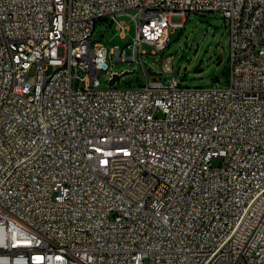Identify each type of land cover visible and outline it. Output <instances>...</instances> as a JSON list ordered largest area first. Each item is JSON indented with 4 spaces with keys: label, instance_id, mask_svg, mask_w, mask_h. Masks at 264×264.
<instances>
[{
    "label": "built area",
    "instance_id": "2783aa9c",
    "mask_svg": "<svg viewBox=\"0 0 264 264\" xmlns=\"http://www.w3.org/2000/svg\"><path fill=\"white\" fill-rule=\"evenodd\" d=\"M215 12L226 86L148 71ZM0 264H264V0H0Z\"/></svg>",
    "mask_w": 264,
    "mask_h": 264
},
{
    "label": "rangeland",
    "instance_id": "374dc122",
    "mask_svg": "<svg viewBox=\"0 0 264 264\" xmlns=\"http://www.w3.org/2000/svg\"><path fill=\"white\" fill-rule=\"evenodd\" d=\"M120 19L129 26L124 37H121L113 23L104 21L97 24L94 38L108 48L117 44L125 46L132 42L136 34L135 20L129 15H123ZM146 48L151 52L152 47L146 46ZM228 52V29L223 15L219 12L207 15L192 13L188 15L182 28L171 33L169 45L164 52L157 55H145L144 59L148 66L157 72L161 71V63H169L174 73H170L168 76L174 75L184 86H206L215 83L226 86ZM167 56L173 58L166 60ZM107 61L110 71H130L122 76L117 86H138L144 83L145 77L140 65L115 61L110 58H107ZM110 71H102L100 76L102 88H107L110 85ZM29 73V81L34 84L36 68L32 67Z\"/></svg>",
    "mask_w": 264,
    "mask_h": 264
},
{
    "label": "water",
    "instance_id": "95a60500",
    "mask_svg": "<svg viewBox=\"0 0 264 264\" xmlns=\"http://www.w3.org/2000/svg\"><path fill=\"white\" fill-rule=\"evenodd\" d=\"M147 69H148V71H149L151 74H153V75H156V74H158V72H157V71H155V70H153L151 66H149ZM127 72H128V71H127ZM119 78H120V76H119V75H115L114 79H113V80H111L109 84H110V85H113V84H114V82H115L116 80H118Z\"/></svg>",
    "mask_w": 264,
    "mask_h": 264
},
{
    "label": "trees",
    "instance_id": "16d2710c",
    "mask_svg": "<svg viewBox=\"0 0 264 264\" xmlns=\"http://www.w3.org/2000/svg\"><path fill=\"white\" fill-rule=\"evenodd\" d=\"M181 30V29H180Z\"/></svg>",
    "mask_w": 264,
    "mask_h": 264
}]
</instances>
